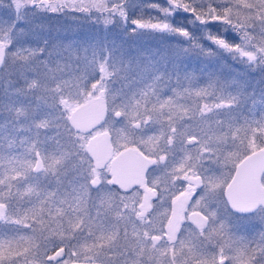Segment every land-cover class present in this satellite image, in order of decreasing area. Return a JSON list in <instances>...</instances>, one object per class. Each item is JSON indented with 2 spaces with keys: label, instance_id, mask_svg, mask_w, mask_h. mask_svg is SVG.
<instances>
[{
  "label": "snow or ice",
  "instance_id": "snow-or-ice-1",
  "mask_svg": "<svg viewBox=\"0 0 264 264\" xmlns=\"http://www.w3.org/2000/svg\"><path fill=\"white\" fill-rule=\"evenodd\" d=\"M0 264H264V0H0Z\"/></svg>",
  "mask_w": 264,
  "mask_h": 264
},
{
  "label": "rangeland",
  "instance_id": "rangeland-1",
  "mask_svg": "<svg viewBox=\"0 0 264 264\" xmlns=\"http://www.w3.org/2000/svg\"><path fill=\"white\" fill-rule=\"evenodd\" d=\"M60 23H63V20H61ZM52 24H53V26H57V22L55 20L52 21ZM152 46L155 47V44L153 43ZM188 62H189V60L186 61V63H188ZM196 64H198V63L196 62ZM197 67H199V64L197 65ZM256 230L257 231L259 230V225H257V229Z\"/></svg>",
  "mask_w": 264,
  "mask_h": 264
},
{
  "label": "flooded vegetation",
  "instance_id": "flooded-vegetation-1",
  "mask_svg": "<svg viewBox=\"0 0 264 264\" xmlns=\"http://www.w3.org/2000/svg\"><path fill=\"white\" fill-rule=\"evenodd\" d=\"M188 64L190 66H193V67H197V65H198V64H196V61H194V60H189Z\"/></svg>",
  "mask_w": 264,
  "mask_h": 264
}]
</instances>
